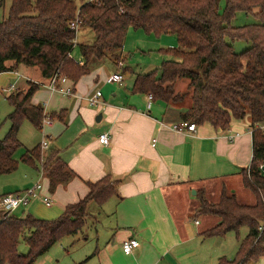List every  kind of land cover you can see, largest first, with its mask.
Wrapping results in <instances>:
<instances>
[{
  "label": "trees",
  "instance_id": "16d2710c",
  "mask_svg": "<svg viewBox=\"0 0 264 264\" xmlns=\"http://www.w3.org/2000/svg\"><path fill=\"white\" fill-rule=\"evenodd\" d=\"M7 0H0V74L19 71L21 67L37 68L48 82L56 72L75 84L98 67L118 65L130 28L157 35L173 34L178 47L166 53L160 73L136 75L133 93L151 95L168 105L183 104L191 95V105L180 108L179 121L209 123L227 130L232 120L249 118L253 128V158L242 172L243 182L255 196L253 205L238 202L235 194L223 191L217 202L198 192L200 206L196 216H214L219 223L203 233L204 237H225L247 227L234 259L221 257L217 264H264V0H10L7 16L1 15ZM238 12L256 17L259 23L236 27L232 22ZM93 31L90 44H77L78 30ZM245 41L250 47L236 53L234 42ZM78 48L82 64L72 57ZM124 71H126L123 68ZM189 81L187 91L177 92L176 84ZM40 88L29 81L26 90L7 96L13 111L8 115L10 128L0 139V175L17 171L20 163L37 171L43 169L54 190L68 183L74 173L57 157V151L44 156L40 144L27 150L20 160L15 153L22 147L19 131L28 121L40 129L44 109L33 105L32 98ZM171 107V106H170ZM171 112V110H170ZM169 112V114H170ZM171 116V115H170ZM61 118H63L61 116ZM118 182L107 176L89 182V192L80 201L66 207L56 219L44 220L23 211L21 215L0 211V264H35L65 236L83 233L89 205L103 206L118 195ZM21 242L28 253L19 250Z\"/></svg>",
  "mask_w": 264,
  "mask_h": 264
},
{
  "label": "crops",
  "instance_id": "0c3cea01",
  "mask_svg": "<svg viewBox=\"0 0 264 264\" xmlns=\"http://www.w3.org/2000/svg\"><path fill=\"white\" fill-rule=\"evenodd\" d=\"M83 31L81 28L77 32V44L78 37L84 34L88 42L93 39L89 31ZM123 56L122 51V68L115 65L110 71L105 65L76 84L70 80L75 92L72 97L51 94L43 86L47 82L37 68L23 66L20 71L0 74L2 92L27 88L29 81L40 85L32 104L42 107L45 103L46 113L52 117V124L43 129L49 146L41 150L42 154L57 151L74 173L70 182L52 190L49 178L44 173L41 177V165L39 171L25 165L24 178L28 180L22 187L14 181L0 182V195L23 192L33 185L39 173L43 188L37 194L49 196L52 208L46 209L41 198H36L28 209L22 207L14 212L23 209L39 219L53 220L68 205L88 194L89 182L109 176L118 182V195L101 207L89 205L88 218L97 240L99 264H217L219 258L226 256L212 254L207 246L213 237H204L203 233L220 219L196 216L200 206L198 192L217 202L223 191H229L238 200L234 183L238 181L246 188L242 172L253 158L251 122L249 118L232 120L227 130L204 123L197 126L196 132L173 131L170 125L181 121L169 112L179 110V105L152 100L147 108L149 95L133 93L137 74L127 83L125 78L121 84L109 82L112 74L124 75L123 68L129 71ZM76 62L82 64L81 56ZM21 80L27 83L21 86ZM12 85L15 89L8 91ZM96 90L102 92L100 103L90 106L87 98ZM34 130L40 135L41 128ZM104 133L110 137L109 145L99 141ZM235 133L240 136L230 140L228 136ZM39 144L37 141L33 148ZM78 236L89 239L87 231L75 235ZM130 239L140 245L127 255L122 245Z\"/></svg>",
  "mask_w": 264,
  "mask_h": 264
},
{
  "label": "rangeland",
  "instance_id": "374dc122",
  "mask_svg": "<svg viewBox=\"0 0 264 264\" xmlns=\"http://www.w3.org/2000/svg\"><path fill=\"white\" fill-rule=\"evenodd\" d=\"M10 0L6 1L5 9L2 10L1 15L7 16L10 7ZM225 7V0H220V12L222 13ZM259 23V20L251 15H247L243 12H238L232 22L233 26L240 27L245 25H252ZM82 30L85 33L89 31V34L93 38L94 34L91 28L83 27ZM81 35V34H80ZM86 37V34L78 37L79 44H90ZM233 44L236 53H242L250 47V43L245 41H236ZM178 41L173 34H163L157 35L154 33H147L143 29L130 28L125 38L124 42V58L126 67L129 71H124V83L131 80L134 74L146 73L156 71L157 74L160 73L161 66L165 60L171 59V55L166 53L167 50L177 48ZM80 57L79 49L76 48L73 51V58L78 61ZM120 59L116 68H122ZM107 65L110 71L115 69L116 64L106 63L102 66ZM101 67V66H100ZM99 68V67H98ZM20 71V70H19ZM39 74V71L36 70ZM39 76V75H38ZM24 83L22 85V82ZM21 86H24L27 82L21 80ZM189 81L187 79L180 80L176 84L177 92H186ZM27 88L20 89L19 91L26 90ZM11 93V92H10ZM10 93L0 91V139L4 138L6 133L10 128V121L7 120L8 115L13 111L12 106L7 101V96ZM102 93V92H101ZM191 105V95L186 98L183 104H179L180 108L189 107ZM179 109V108H178ZM172 118L179 121V111L172 110L170 112ZM36 131V134L34 132ZM19 137L21 142L24 144L16 153L15 158L20 160L22 155L29 148H33L37 141L42 143L45 139L44 130L39 132L34 130V126L27 120L24 121L20 127ZM49 141V139H48ZM44 156V154H43ZM48 156V153L44 156V159ZM59 159L57 156L53 161ZM44 161V160H43ZM25 164L20 163L17 171L12 174L2 176L0 175V182H10L14 181L17 186L22 187V184L28 180L24 178ZM39 180V173L37 180L34 181L33 185ZM234 189L238 192V202L241 204L251 205L255 203L254 194L247 188H244L242 183L236 181L234 183ZM229 193V191H225ZM33 203V202H32ZM30 203V205L32 204ZM29 205V206H30ZM94 205V204H93ZM45 207V206H44ZM29 207L27 206L28 209ZM46 209H51L45 207ZM22 210L16 212V215H21ZM101 230L104 228L99 227ZM93 225L88 218V222L84 231L88 232L89 239L86 241L82 236H65L60 241H58L46 254L40 256L35 264H99L98 256L96 254L97 240L93 236ZM248 229L243 227L240 229L239 234L235 232L228 233L225 237H213L210 244L207 246L208 250L212 254H222L226 258L234 259L239 249L241 241L247 236ZM80 235V234H79ZM75 237V238H74ZM79 238V239H78ZM19 250L22 254L28 253V246L21 242ZM256 264V263H254ZM260 264V263H257Z\"/></svg>",
  "mask_w": 264,
  "mask_h": 264
},
{
  "label": "built area",
  "instance_id": "2783aa9c",
  "mask_svg": "<svg viewBox=\"0 0 264 264\" xmlns=\"http://www.w3.org/2000/svg\"><path fill=\"white\" fill-rule=\"evenodd\" d=\"M80 21H75L72 24V28L75 30H78ZM122 66V64H121ZM19 76V75H17ZM124 80V77L120 73H114L109 77V82H114L121 84ZM51 94H59L64 97H72L75 95V92L73 91V86L71 81L61 76L59 72H56L53 77L45 84L43 85ZM15 89V86L12 85L8 91ZM102 97V93L100 90L94 91V93L87 98L88 104L90 106H96L100 103V99ZM149 101L147 108L151 107L152 104V96H148ZM44 109L43 114V120L41 124V130L46 128L47 126L52 124V117L46 113V104L44 103L42 105ZM171 129L178 133H186V132H196L197 125L195 123H189L187 121H181L178 124L170 125ZM259 129L264 131V124L260 125L258 127ZM250 133H253V128L250 129ZM240 136V133H235L233 135H229L228 138L230 140H233L234 138ZM99 141L102 145H109L110 144V137L107 133L101 134L99 136ZM48 137L45 134V139L41 143V150L45 151L48 149ZM44 160V159H43ZM42 160V161H43ZM259 170L261 173H264V161L259 166ZM41 177H43V172L41 173ZM43 186L41 184V181H38L36 184L32 185L31 187L27 188L23 192L20 193H9V194H3L0 195V211H9L13 212L19 208L27 207L30 205V203L34 199H40L42 203L46 207H51L53 205V201L49 196H41L38 193V191L42 190ZM1 220V219H0ZM264 228V221L260 224L258 230L262 231ZM140 245V243L136 239H130L128 241H125L122 245V249L125 254L129 255L132 253V251L137 248Z\"/></svg>",
  "mask_w": 264,
  "mask_h": 264
}]
</instances>
